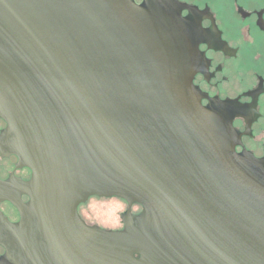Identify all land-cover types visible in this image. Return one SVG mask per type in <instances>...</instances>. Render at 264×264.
<instances>
[{
	"label": "water",
	"instance_id": "water-1",
	"mask_svg": "<svg viewBox=\"0 0 264 264\" xmlns=\"http://www.w3.org/2000/svg\"><path fill=\"white\" fill-rule=\"evenodd\" d=\"M144 9L0 0L3 142L32 171L0 182L23 218L4 243L16 264H264V174L196 96L173 50L180 22ZM94 196L146 214L121 232L88 227L78 207Z\"/></svg>",
	"mask_w": 264,
	"mask_h": 264
},
{
	"label": "flooded vegetation",
	"instance_id": "flooded-vegetation-1",
	"mask_svg": "<svg viewBox=\"0 0 264 264\" xmlns=\"http://www.w3.org/2000/svg\"><path fill=\"white\" fill-rule=\"evenodd\" d=\"M136 7L151 4L144 16H160L181 24L180 47L185 70L190 71L191 84L201 105H213L227 120H231L234 154L247 159L264 174V0H131ZM141 14V13H140ZM188 80V76H187ZM8 127L0 117V182L19 186L28 182L32 171L19 164L16 155L3 142ZM14 194L18 195L17 189ZM91 199H117L125 208L119 213L116 226L89 223L82 208ZM28 204L30 196L19 194ZM81 219L88 227L108 232H121L126 225L137 226L146 214L144 205L129 203L118 197H90L78 207ZM22 213L10 201L0 198V264H16L8 256L4 243H10V226H19ZM141 260L139 253L134 255ZM23 264V263H22Z\"/></svg>",
	"mask_w": 264,
	"mask_h": 264
},
{
	"label": "rangeland",
	"instance_id": "rangeland-1",
	"mask_svg": "<svg viewBox=\"0 0 264 264\" xmlns=\"http://www.w3.org/2000/svg\"><path fill=\"white\" fill-rule=\"evenodd\" d=\"M124 208L125 205L117 199H91L81 211L89 223L116 226Z\"/></svg>",
	"mask_w": 264,
	"mask_h": 264
}]
</instances>
